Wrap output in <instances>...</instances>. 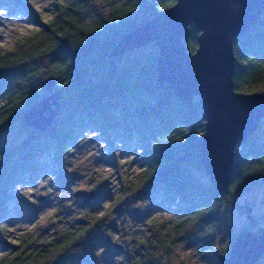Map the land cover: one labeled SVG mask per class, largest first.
I'll list each match as a JSON object with an SVG mask.
<instances>
[{
	"label": "trees",
	"instance_id": "1",
	"mask_svg": "<svg viewBox=\"0 0 264 264\" xmlns=\"http://www.w3.org/2000/svg\"><path fill=\"white\" fill-rule=\"evenodd\" d=\"M20 1L0 0V5L15 6ZM90 3H55L49 19L0 52V238L8 235L1 217L16 185L31 179L45 156L64 157L86 129L103 135L111 147L115 141L133 146L142 160L141 169L136 176H120L115 192L106 186L109 180L98 183L96 198L88 203L94 208L79 230L53 235L40 244L25 235L10 245L0 241V264H62L75 246L85 247L81 239L89 230L107 229L111 215L117 223L113 230L139 243L125 253L123 264H161L162 256L176 243L218 226L224 208L232 204L230 190L241 194L264 183V121L237 146L231 183L219 194L201 162L205 132L201 105L197 97L190 106L185 104L158 83L155 43L114 57L110 54L122 36L175 0H124L106 11L92 8L86 16ZM199 33L190 26L184 40L188 51L197 48ZM233 49L235 91L264 95V6L251 28L234 39ZM43 59L48 69L38 78L28 66ZM49 78L54 83L48 88ZM55 93L59 106L50 126L38 130L28 125L25 112ZM135 195L153 202L155 209L138 208L140 213L135 215L132 208L137 207H120ZM235 205L247 210L246 205ZM60 206H64L61 201ZM131 214L143 220V233L129 232L125 219ZM99 238H92L94 244ZM202 240L206 264H219L217 258L223 254H217L214 235ZM76 258L84 259L80 254ZM255 264H264V255Z\"/></svg>",
	"mask_w": 264,
	"mask_h": 264
},
{
	"label": "rangeland",
	"instance_id": "2",
	"mask_svg": "<svg viewBox=\"0 0 264 264\" xmlns=\"http://www.w3.org/2000/svg\"><path fill=\"white\" fill-rule=\"evenodd\" d=\"M64 1L66 0H21L15 6L0 5V52L12 47L17 40L49 19L55 3ZM123 1L90 0L85 14L89 16L93 12L92 8L106 11L109 5H119ZM28 69L38 73L36 75L38 78H43L48 69V61L39 60L30 64ZM263 121L264 119L261 123ZM129 147L118 141L111 147L103 135L86 129L79 133L76 142L61 159H55L53 155L42 158L35 175L17 184L10 193V203L4 215H1V222L3 221L2 224L7 227L8 235L0 238L1 243L5 245L17 243L25 235L32 240L36 238L34 243L40 244L53 235L61 237L65 231L70 233L86 225L87 212L93 210L94 206L74 197L72 189L95 191L97 184L106 179L109 180L106 186L115 192L120 176H136L141 169V158L135 149L132 150L133 146ZM230 192L232 204L224 208L218 226L199 230L188 239L176 243L162 256L161 264H206L207 261L202 258L204 245L202 239L208 235L215 237L218 245L217 254L220 252L227 256L231 250V243L241 231L255 232L256 228H264V183L245 193L237 194L231 190ZM60 201L64 206H60ZM235 202L246 205L248 210H241ZM120 207L128 210L137 207L142 211L148 208L155 209L153 202L141 201L137 195L129 198ZM247 213L254 219L253 224L249 223ZM137 219L138 217L132 214L127 215L125 225L128 226L129 232L132 233L136 229L144 232L143 220ZM115 221L111 215L107 229L89 230L81 239L85 247L75 246L62 264H85L84 259L88 260L89 264H123L125 253L139 247V243L130 242L127 237H122L120 230L114 231L113 227L117 224ZM95 236L100 237L98 245L92 240ZM117 245H121L123 250L116 248ZM78 254L84 259L78 260L76 258Z\"/></svg>",
	"mask_w": 264,
	"mask_h": 264
},
{
	"label": "water",
	"instance_id": "3",
	"mask_svg": "<svg viewBox=\"0 0 264 264\" xmlns=\"http://www.w3.org/2000/svg\"><path fill=\"white\" fill-rule=\"evenodd\" d=\"M263 6L264 0H175L171 7L122 36L110 53L114 57L154 42L158 48V83L189 106L197 97L205 119L201 162L219 194H224L231 183L236 147L243 145L264 119V95L234 89L233 49L234 39L251 28ZM191 25L200 31L194 52L184 44ZM53 83L49 78L47 87ZM58 97L55 93L29 108L24 121L45 130L56 114ZM72 194L85 204L96 198L95 191L85 189H73ZM132 212L139 215L140 210L132 208ZM246 215L253 224L254 219ZM116 248L121 249V245ZM263 255L261 228L258 232L241 231L230 253L217 259L219 264H255Z\"/></svg>",
	"mask_w": 264,
	"mask_h": 264
}]
</instances>
